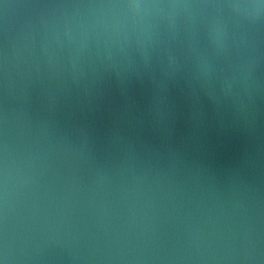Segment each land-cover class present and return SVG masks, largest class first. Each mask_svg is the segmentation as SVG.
Wrapping results in <instances>:
<instances>
[{"label": "water", "instance_id": "1", "mask_svg": "<svg viewBox=\"0 0 264 264\" xmlns=\"http://www.w3.org/2000/svg\"><path fill=\"white\" fill-rule=\"evenodd\" d=\"M0 264H264V0H0Z\"/></svg>", "mask_w": 264, "mask_h": 264}]
</instances>
